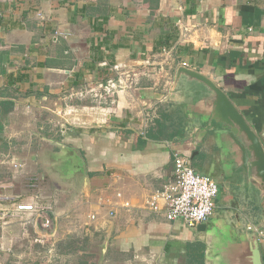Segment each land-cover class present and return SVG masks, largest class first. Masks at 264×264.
I'll return each mask as SVG.
<instances>
[{
  "label": "crops",
  "instance_id": "obj_1",
  "mask_svg": "<svg viewBox=\"0 0 264 264\" xmlns=\"http://www.w3.org/2000/svg\"><path fill=\"white\" fill-rule=\"evenodd\" d=\"M182 62L264 148V0H0V197L14 200L0 201V264H220L210 251L222 231L259 222L215 93L189 77L172 91ZM115 69L138 72L137 86L88 93ZM174 154L218 185L203 230L168 221L162 202L145 208ZM20 203L51 205L53 226L11 218Z\"/></svg>",
  "mask_w": 264,
  "mask_h": 264
},
{
  "label": "built area",
  "instance_id": "obj_2",
  "mask_svg": "<svg viewBox=\"0 0 264 264\" xmlns=\"http://www.w3.org/2000/svg\"><path fill=\"white\" fill-rule=\"evenodd\" d=\"M181 66L188 67L185 62ZM116 77L110 78L104 83L98 84L96 88L91 89L94 97L99 99L104 96H115L125 90L135 88L138 83V72L120 71L115 69ZM173 170L169 181L163 185L162 189L152 193L145 200V208L152 212H159L161 208L159 203L162 202V213L168 221L181 220L188 227H195L199 224L207 222L215 213L216 200L218 198V186L211 178L198 174L191 165L188 158L174 154L172 160ZM34 181V180H33ZM117 194V197H120ZM0 201L13 202L10 197L2 196ZM129 204L125 203L124 207ZM18 214L32 215L35 223H39L44 229H50L53 226V211L51 205L48 204H15V212L10 213V217ZM4 215L0 212V218ZM8 216V217H9ZM109 216H114V212H109ZM90 220L95 219V215H91ZM248 230L253 227H248ZM262 231H258V236H262Z\"/></svg>",
  "mask_w": 264,
  "mask_h": 264
},
{
  "label": "water",
  "instance_id": "obj_3",
  "mask_svg": "<svg viewBox=\"0 0 264 264\" xmlns=\"http://www.w3.org/2000/svg\"><path fill=\"white\" fill-rule=\"evenodd\" d=\"M181 77L199 79L210 91L215 93L212 112L219 123L223 125L229 137L238 146L243 160V167L253 172L251 184L257 190L260 204V220L247 234L234 235L230 230L222 231L220 242L224 244L219 249L211 248L210 253L219 260L220 264H262L259 250L258 231L264 229V148L259 137L252 131L243 116L238 112L229 98L210 80L188 67L177 68L173 90L177 89ZM208 88V89H209ZM212 180L211 176L205 175ZM215 181V180H214ZM216 183V181H215ZM217 184V183H216ZM218 186V185H217ZM209 221L199 224L195 229L203 230ZM233 244H232V243ZM217 251V254L214 252Z\"/></svg>",
  "mask_w": 264,
  "mask_h": 264
},
{
  "label": "flooded vegetation",
  "instance_id": "obj_4",
  "mask_svg": "<svg viewBox=\"0 0 264 264\" xmlns=\"http://www.w3.org/2000/svg\"><path fill=\"white\" fill-rule=\"evenodd\" d=\"M219 189V188H218ZM219 191V190H218ZM218 195H219V192H218Z\"/></svg>",
  "mask_w": 264,
  "mask_h": 264
}]
</instances>
